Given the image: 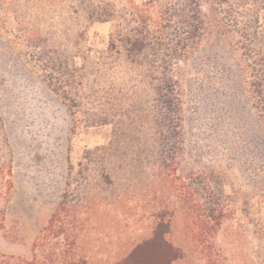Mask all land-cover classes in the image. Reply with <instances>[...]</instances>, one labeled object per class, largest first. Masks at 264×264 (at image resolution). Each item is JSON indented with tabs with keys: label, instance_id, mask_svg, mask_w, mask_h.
<instances>
[{
	"label": "rangeland",
	"instance_id": "rangeland-1",
	"mask_svg": "<svg viewBox=\"0 0 264 264\" xmlns=\"http://www.w3.org/2000/svg\"><path fill=\"white\" fill-rule=\"evenodd\" d=\"M83 22L77 0H0V264H117L160 223L172 264H264L250 58L214 27L178 70L168 131L151 102L142 117L116 102L104 119L97 99L68 104L42 65L66 66L67 29L106 49L111 24Z\"/></svg>",
	"mask_w": 264,
	"mask_h": 264
},
{
	"label": "trees",
	"instance_id": "trees-1",
	"mask_svg": "<svg viewBox=\"0 0 264 264\" xmlns=\"http://www.w3.org/2000/svg\"><path fill=\"white\" fill-rule=\"evenodd\" d=\"M77 1L85 28L94 22L111 24L106 49L93 53L84 43L82 28L67 29L66 66L61 55L42 60V65L48 83L54 80L56 88L64 89L66 102L76 101L78 111L87 99H97L104 119L116 102L138 108L142 117L151 102L155 109L151 114H158L168 131L171 115L176 114L172 111L180 110V104L174 108L180 102L178 70L208 42L216 27L232 35L250 58L251 86L264 118V24L260 21L264 0ZM68 14L72 16V8ZM165 235L166 225H156L151 237L117 264H155V258L172 264L178 255Z\"/></svg>",
	"mask_w": 264,
	"mask_h": 264
}]
</instances>
